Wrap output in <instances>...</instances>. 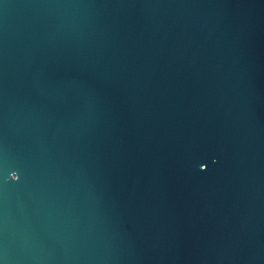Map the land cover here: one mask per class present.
Segmentation results:
<instances>
[{
	"label": "water",
	"instance_id": "1",
	"mask_svg": "<svg viewBox=\"0 0 264 264\" xmlns=\"http://www.w3.org/2000/svg\"><path fill=\"white\" fill-rule=\"evenodd\" d=\"M0 264H264V0H0Z\"/></svg>",
	"mask_w": 264,
	"mask_h": 264
}]
</instances>
